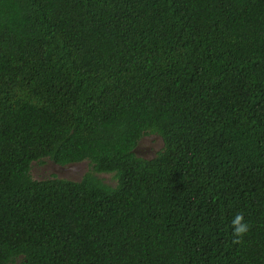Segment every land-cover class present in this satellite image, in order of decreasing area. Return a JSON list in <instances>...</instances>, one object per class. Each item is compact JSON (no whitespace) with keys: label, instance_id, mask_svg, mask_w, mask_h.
Returning a JSON list of instances; mask_svg holds the SVG:
<instances>
[{"label":"trees","instance_id":"obj_1","mask_svg":"<svg viewBox=\"0 0 264 264\" xmlns=\"http://www.w3.org/2000/svg\"><path fill=\"white\" fill-rule=\"evenodd\" d=\"M0 264H264V0H0Z\"/></svg>","mask_w":264,"mask_h":264},{"label":"clouds","instance_id":"obj_2","mask_svg":"<svg viewBox=\"0 0 264 264\" xmlns=\"http://www.w3.org/2000/svg\"><path fill=\"white\" fill-rule=\"evenodd\" d=\"M232 233L236 238H239L248 231L249 225L247 222H243L242 215H236L232 221Z\"/></svg>","mask_w":264,"mask_h":264},{"label":"flooded vegetation","instance_id":"obj_3","mask_svg":"<svg viewBox=\"0 0 264 264\" xmlns=\"http://www.w3.org/2000/svg\"><path fill=\"white\" fill-rule=\"evenodd\" d=\"M155 144V143H154ZM154 144H152V146H154ZM148 146H151V142L149 143L148 142V145L146 146H142L141 148H139V151H141L142 153H145V152H149V148ZM138 151V150H137ZM77 168H68L67 170L65 169L64 171L66 173H74V171L76 170ZM72 171V172H71Z\"/></svg>","mask_w":264,"mask_h":264},{"label":"rangeland","instance_id":"obj_4","mask_svg":"<svg viewBox=\"0 0 264 264\" xmlns=\"http://www.w3.org/2000/svg\"><path fill=\"white\" fill-rule=\"evenodd\" d=\"M38 170V169H37ZM32 172H34L35 173V170L34 169H32ZM72 172V171H71Z\"/></svg>","mask_w":264,"mask_h":264}]
</instances>
